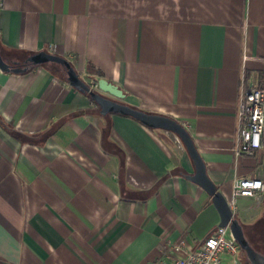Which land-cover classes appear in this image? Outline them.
I'll return each mask as SVG.
<instances>
[{
    "label": "crops",
    "instance_id": "0c3cea01",
    "mask_svg": "<svg viewBox=\"0 0 264 264\" xmlns=\"http://www.w3.org/2000/svg\"><path fill=\"white\" fill-rule=\"evenodd\" d=\"M38 50L181 121L227 200L235 177L264 178V137L235 152L240 88L264 79V0H0V117L18 131L0 123V264H151L219 219L175 131L101 113L59 63L28 67ZM263 201L234 209L249 221Z\"/></svg>",
    "mask_w": 264,
    "mask_h": 264
},
{
    "label": "built area",
    "instance_id": "2783aa9c",
    "mask_svg": "<svg viewBox=\"0 0 264 264\" xmlns=\"http://www.w3.org/2000/svg\"><path fill=\"white\" fill-rule=\"evenodd\" d=\"M238 127L236 153H252L263 143L264 137V79L262 84L242 86L237 100ZM264 190V178L251 175L235 177L231 197L227 200L232 210L238 195H253ZM240 245L230 232L228 225L216 224L196 244L190 245L181 234L176 239L165 238L158 255L151 264H252L237 258Z\"/></svg>",
    "mask_w": 264,
    "mask_h": 264
},
{
    "label": "water",
    "instance_id": "95a60500",
    "mask_svg": "<svg viewBox=\"0 0 264 264\" xmlns=\"http://www.w3.org/2000/svg\"><path fill=\"white\" fill-rule=\"evenodd\" d=\"M36 63H42L45 61H55L64 67L67 75L68 82L76 88L86 91L88 95L97 103L99 111L106 113L110 111L129 114L139 119L143 123L149 126H158L175 131L182 140L187 153L192 159L194 170L190 173H186V177L199 183L208 193L211 194V199L216 207L219 219L217 224L228 225L230 232L238 241L240 247L244 250L246 260L252 264H264V258L256 254L248 244V241L243 233V230L233 215L231 208L228 205V201L223 193L216 188L215 183L207 175L205 170L204 161L198 152L193 138L186 128V126L178 119L163 113L146 111L136 106L130 105L118 99L123 96L122 89L114 82L100 76L97 77L95 85L86 81L72 66L70 61L63 55L48 52L44 50H38L33 55H30L27 59ZM0 67L7 68V62L0 55ZM14 70H18V66L12 67ZM23 65L20 69H25ZM107 92V93H105Z\"/></svg>",
    "mask_w": 264,
    "mask_h": 264
},
{
    "label": "rangeland",
    "instance_id": "374dc122",
    "mask_svg": "<svg viewBox=\"0 0 264 264\" xmlns=\"http://www.w3.org/2000/svg\"><path fill=\"white\" fill-rule=\"evenodd\" d=\"M51 64L59 65L58 62L55 61H46ZM63 73L66 74L65 70L63 69ZM83 77V76H82ZM86 81L88 78L85 76L83 77ZM96 88V85L93 84ZM257 210L255 212V216L248 221L247 218H240L238 217V210L234 209V216L237 217L238 222L243 230L244 235L248 241L249 247L259 256L264 258V201L257 205ZM237 258L239 261L243 262L245 258V253L242 248H239L237 253ZM221 264H227L225 262H221Z\"/></svg>",
    "mask_w": 264,
    "mask_h": 264
},
{
    "label": "trees",
    "instance_id": "16d2710c",
    "mask_svg": "<svg viewBox=\"0 0 264 264\" xmlns=\"http://www.w3.org/2000/svg\"><path fill=\"white\" fill-rule=\"evenodd\" d=\"M28 65V67H31V66H35V65H38L39 63H36V62H33V61H28L26 63ZM61 65V64H60ZM61 67L64 69V67L61 65ZM90 68H94L92 65H88V69L90 70ZM98 70V69H97ZM99 72V70H98ZM65 78L67 79V75L65 74L64 75ZM96 77H94V81H96ZM86 92V91H85ZM93 100V99H92ZM94 101V100H93ZM95 102V101H94ZM0 123L3 124L7 129L8 131L14 133V134H18V131L16 129H14L10 123H7L2 117H0Z\"/></svg>",
    "mask_w": 264,
    "mask_h": 264
}]
</instances>
